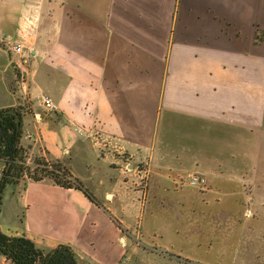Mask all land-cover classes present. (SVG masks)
Returning a JSON list of instances; mask_svg holds the SVG:
<instances>
[{
  "label": "crops",
  "instance_id": "crops-1",
  "mask_svg": "<svg viewBox=\"0 0 264 264\" xmlns=\"http://www.w3.org/2000/svg\"><path fill=\"white\" fill-rule=\"evenodd\" d=\"M32 15L24 65L11 46ZM6 108L24 109L27 153L94 197L28 182L7 235L90 264L141 248V264H177L202 245L179 222L264 221V0H0Z\"/></svg>",
  "mask_w": 264,
  "mask_h": 264
},
{
  "label": "trees",
  "instance_id": "trees-1",
  "mask_svg": "<svg viewBox=\"0 0 264 264\" xmlns=\"http://www.w3.org/2000/svg\"><path fill=\"white\" fill-rule=\"evenodd\" d=\"M257 42L261 43L263 39L257 36ZM24 116L22 108L0 109V162L4 163L0 177V211L7 186H15L22 192L28 182H49L64 189H75L94 201L92 194L60 161L37 158L29 163L27 151L22 146ZM0 256L9 264H90L72 245L43 247L25 234H5L1 224Z\"/></svg>",
  "mask_w": 264,
  "mask_h": 264
},
{
  "label": "rangeland",
  "instance_id": "rangeland-1",
  "mask_svg": "<svg viewBox=\"0 0 264 264\" xmlns=\"http://www.w3.org/2000/svg\"><path fill=\"white\" fill-rule=\"evenodd\" d=\"M26 154L29 163L40 157L39 154L29 152ZM64 167L69 171L67 164ZM19 200L20 194L17 188L7 186L0 211V221L3 222L5 230L12 229L23 218L24 210ZM149 224L144 222L147 231ZM178 227L184 233L190 229L195 231L194 235L202 245L198 247V250L189 245L183 247L182 252L178 254L187 260L181 263L176 262L177 264H191L190 262L193 264H264V221L247 220L241 223L215 221L205 226L204 223L201 225L198 222H179ZM135 231L139 232L138 229ZM139 247L141 248L142 245ZM138 252L130 251L128 264H141L142 248ZM0 264H7L1 256Z\"/></svg>",
  "mask_w": 264,
  "mask_h": 264
},
{
  "label": "built area",
  "instance_id": "built-area-1",
  "mask_svg": "<svg viewBox=\"0 0 264 264\" xmlns=\"http://www.w3.org/2000/svg\"><path fill=\"white\" fill-rule=\"evenodd\" d=\"M38 21H39L38 15H32V16L24 17V19L22 21L21 28H20L21 33L23 34L21 36V38H22V41L24 43H18V44L11 46V51L15 55L21 57V61L23 62L24 65L28 64L29 56H30L26 47H25V42H26L25 38H26V35H30L33 32ZM42 103H43L44 108L47 111L56 112L59 110L58 104H56L48 96H44L42 98ZM78 134L84 135V133L82 131H79ZM1 175H2V172L0 171V177H1ZM188 183L191 187H197V188H205L207 185L206 179L204 177H202L201 175H196V174L189 176ZM128 263H129V258L124 257L119 264H128Z\"/></svg>",
  "mask_w": 264,
  "mask_h": 264
}]
</instances>
